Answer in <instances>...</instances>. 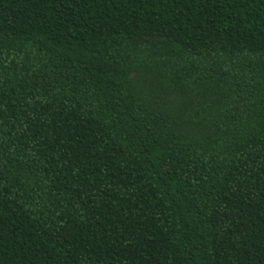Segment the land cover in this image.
Segmentation results:
<instances>
[{
    "label": "trees",
    "instance_id": "trees-1",
    "mask_svg": "<svg viewBox=\"0 0 264 264\" xmlns=\"http://www.w3.org/2000/svg\"><path fill=\"white\" fill-rule=\"evenodd\" d=\"M0 264H264V0H0Z\"/></svg>",
    "mask_w": 264,
    "mask_h": 264
}]
</instances>
